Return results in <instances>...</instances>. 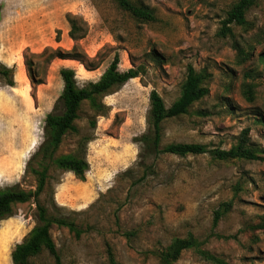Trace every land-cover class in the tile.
I'll list each match as a JSON object with an SVG mask.
<instances>
[{
    "label": "rangeland",
    "instance_id": "rangeland-1",
    "mask_svg": "<svg viewBox=\"0 0 264 264\" xmlns=\"http://www.w3.org/2000/svg\"><path fill=\"white\" fill-rule=\"evenodd\" d=\"M139 1L154 9L155 21L136 20L115 0H0V64L14 72L13 86L0 77V188H35L31 169L39 157L29 168L27 162L62 91V67L75 71L79 86L98 80L115 54L119 70L139 72L101 99L103 114L85 101L79 134L63 138L57 155L74 152L80 138L89 137L84 179L49 166L42 195L49 212L68 214L86 232L75 238L52 226L59 260L42 250L29 263L109 264L110 249L115 264H163L161 251L192 235L194 246L170 264H216L201 252L229 264H264V0L247 12V25L232 26L226 36L222 20L236 0ZM68 12L85 22L86 34L76 42L82 61L53 59L33 89L23 55L47 46L70 50ZM188 65L206 74L209 93L161 124L160 148L200 143L228 149L245 136L259 159L143 155L136 138L147 132L150 91L170 106ZM223 203L228 210L214 223ZM35 225V201L15 204L13 215L0 221V264H13L11 251Z\"/></svg>",
    "mask_w": 264,
    "mask_h": 264
},
{
    "label": "trees",
    "instance_id": "trees-1",
    "mask_svg": "<svg viewBox=\"0 0 264 264\" xmlns=\"http://www.w3.org/2000/svg\"><path fill=\"white\" fill-rule=\"evenodd\" d=\"M118 7L128 12L140 22H152L156 20L154 9L139 0H115ZM258 0H236L226 11L222 20L220 34L222 36L232 35V26H245L248 23L247 12L257 4ZM66 20L69 24L68 36L75 41L70 50L61 47H45L41 52L34 53L26 49L24 65L30 83L35 86L43 83L47 74V67L55 58L75 59L82 61V55L78 51L76 42L86 34L85 22L83 19L70 12L66 13ZM59 33V31H57ZM58 38V37H57ZM58 40V39H57ZM119 55L115 54L111 63L96 81H89L79 86L76 80L75 71L69 67H62L59 70L63 87L56 99L52 110L46 114L43 125V138L37 150L27 162V168L33 158L39 157L38 168L31 169L35 175L36 185L34 189L25 190L19 183L0 188V221L13 215V207L17 203H25L31 199L36 204V225L21 243H17L11 251L13 264H30L29 258L46 250L56 261L59 260L55 243L51 237V228L56 225L65 227L79 238L86 232V229L79 227L74 219L68 214L49 212V205L42 199L46 191L49 166L72 172L77 178L84 179L88 170V163L85 159V147L89 137H81L74 152L64 155H57L63 138L68 133L79 134L76 120L79 116L81 105L87 101L96 114L105 112V105L101 99L116 91L128 80L139 76L137 68H129L126 71L119 70ZM13 69L7 65L0 64V77L8 86L14 85ZM206 74L197 72L191 65L187 66L185 80L181 87L180 95L166 106L161 95L156 90L149 94V111L146 118L147 132L136 138L140 144L143 155H157L166 153L176 156L188 154L209 153L219 160L231 159H259L257 150L249 146L247 139L243 136L240 141L228 149H207L200 143H170L160 148L161 124L171 118L184 115L189 112L190 107L200 101L208 93L206 85ZM247 92L251 95V86H247ZM90 126H95V120L90 121ZM54 207V206H53ZM229 203H223L214 215V223L228 210ZM56 211L60 208L54 207ZM195 240L192 235L187 238H176L160 253L163 264H170L179 259L182 251L194 246ZM201 254L216 264H229L212 255L201 252ZM109 264H115L113 254L108 249Z\"/></svg>",
    "mask_w": 264,
    "mask_h": 264
}]
</instances>
